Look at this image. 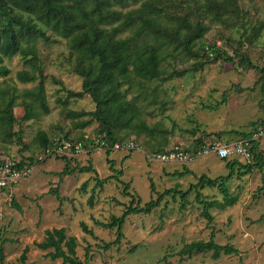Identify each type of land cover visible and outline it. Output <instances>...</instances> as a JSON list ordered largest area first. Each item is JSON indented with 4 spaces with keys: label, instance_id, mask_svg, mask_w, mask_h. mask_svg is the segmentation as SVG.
I'll return each instance as SVG.
<instances>
[{
    "label": "rangeland",
    "instance_id": "1",
    "mask_svg": "<svg viewBox=\"0 0 264 264\" xmlns=\"http://www.w3.org/2000/svg\"><path fill=\"white\" fill-rule=\"evenodd\" d=\"M147 1L151 0L128 1L119 9L122 13L142 10L143 3ZM170 1L175 3L177 0ZM237 3L238 11L225 13L222 19H211L198 13V9L190 13L208 25L200 42L210 43L214 39L227 42L228 52L233 51L231 63L218 59L194 67L191 59L178 53L177 57L168 58L164 65L166 72L187 69L182 76L164 82L153 80L145 85L148 93L144 103L147 106L143 108L142 116L148 124L156 122L165 128L159 141L165 149L174 144L190 145L191 140L197 137L228 144L236 140L238 132L250 130L251 123L262 116L264 0H237ZM36 47L42 71L47 76L44 88L48 111L42 114L31 107V117H22L24 112L18 106V94L21 89L34 86L36 80L18 82L15 73L28 67L22 64L18 55L4 57L1 65L8 72L0 77V108L7 101V94L16 95V105L12 109L16 121L10 130L20 129L25 145L18 143L14 136L3 142L0 133V159H19L30 152L32 155L38 153L37 145L32 143L36 131L43 130L51 133L52 137L63 135L52 127L54 124H59L61 131L67 130L71 139L101 136L96 132L95 123L79 130L72 128L67 118L59 116L61 103L56 101L55 88L59 91V86L63 85L72 91L80 89V79L71 71L70 60L66 56L64 39L52 35L46 44L37 40ZM239 57L262 67V72L240 64ZM67 102L66 107L72 110L92 108V102L86 95L79 99L69 98ZM216 132L220 135L217 136ZM119 135L125 140L133 139L142 151L95 148L88 146L87 142L69 166L89 165L92 171L74 169L71 174L61 175L58 173L64 161L50 157L41 161L30 177L19 181V188L28 187L29 191L14 192L12 197L0 189V221L6 228L0 240V264L17 262L25 245L28 246L26 262L62 264L60 259L52 260L44 255L49 249L40 250L32 245V241L43 238L45 229L53 227H63L66 235L75 237V254L80 259L85 246L89 247V264H264V189H259L264 186V168L251 170L240 177L233 174L227 182V190L235 201L224 209H207L209 220L202 216L201 205L196 202L193 192L187 195L183 205H180L182 202L178 196L174 199L164 197L151 212L126 216L123 237L118 245L106 250L96 247L97 243L112 240L114 231L95 225L94 220L107 222L111 215H119L129 200V196L122 194L120 182L128 183L127 192L143 203L155 197L149 191V181L158 192L168 187L184 191L200 174L215 177L227 172L223 161L208 154L185 164L189 173L181 177L172 176L170 172L181 171L182 165L145 159L144 153L155 148L152 141L146 144L144 137L136 138L125 131ZM258 144L264 153V134ZM106 176L110 177L105 182L96 183V179ZM114 176H118L117 179ZM55 187L62 197L60 202L47 192ZM199 192L202 197L221 200L216 188L204 187ZM7 217H10L9 221ZM80 221L96 239L81 230ZM210 236L216 243H230L239 252L220 254L217 258H213L210 252L190 257L177 255L184 243L207 240ZM163 255L165 260H162Z\"/></svg>",
    "mask_w": 264,
    "mask_h": 264
},
{
    "label": "trees",
    "instance_id": "2",
    "mask_svg": "<svg viewBox=\"0 0 264 264\" xmlns=\"http://www.w3.org/2000/svg\"><path fill=\"white\" fill-rule=\"evenodd\" d=\"M128 1L132 0H0V77L8 72L1 65L3 58L18 55L22 64L28 69L18 70L15 73L16 80L22 83L36 80L34 86L23 88L18 94L20 97L18 106L23 108L24 119L31 117V107L42 114L48 111L44 88L47 76L40 65L36 41L40 40L46 44L54 35L64 39L71 71L80 79L79 90L72 91L62 85V87L59 86V91L62 92L60 94L55 88L56 101L61 103L60 118H67L69 125L79 130L95 123L96 132L106 143L103 149H111L114 142L124 141L125 139H122L119 133L125 131L136 138L144 137L146 144L152 141L155 152L165 150L159 142L166 131L165 128L156 122L148 124L142 116L143 108L147 106L144 103L148 93L145 85L153 80L164 82L172 77L182 76L187 69L166 72L164 65L168 58L177 57L178 53H183L191 59L194 67H200L206 62L218 59L231 63L233 51L228 52L227 42L219 39L220 45L217 46L214 44L215 39L210 43L200 42L208 25L190 13L198 9V13L207 15L211 19H222L225 13H234L239 7L237 0H177L175 3L170 0H151L143 3L142 10L132 9L122 13L119 8ZM189 2L191 4L186 9L185 5L188 6ZM112 21L115 23L113 24ZM239 63L262 72V67L252 65L246 58L239 57ZM84 95L88 96L92 102L90 110H72L66 107L67 99H79ZM7 96V101L0 108L1 140L5 142L14 136L16 141L21 143L20 129L10 130L11 124L16 121L12 114V109L16 105L14 102L16 95L11 93ZM146 113L150 114V112ZM263 122L264 107L262 116L251 123L250 130L238 132L236 139H248L250 152L248 162L215 156L223 161L227 169L225 174L215 177L200 174L196 176V181L190 183L184 191L168 187L158 192L149 181V191L154 193L155 197H150L143 203H140L138 197L127 192L128 183L120 182L121 192L129 196V200L121 213L111 215L107 222L94 220L95 225L114 231L112 240L97 243L96 247L106 250L118 245L123 237L122 229L126 216L147 214L164 197L174 199L178 196L182 202L180 205H183L187 195L193 192L196 202L201 205L202 216L208 220L210 215L207 209H224L227 205H231L235 197L229 194L227 182L233 174L240 177L251 170L264 168V153L258 144L260 137L251 139V134ZM52 127L63 132V137L71 139L68 138L67 130L61 131L59 124H54ZM215 134L219 136L220 132ZM53 137L51 133L48 134L43 130L36 131L32 143L37 145L39 151L34 155L30 152L28 156H20V164H23L24 160H28L34 166L40 163L41 161L36 160V155L44 153V150L51 145ZM79 139L83 141L84 147L90 141L86 137ZM202 141L201 137L194 138L186 149L194 151ZM22 145L25 144L22 142ZM50 157L45 156L43 160ZM53 157L64 161L58 174H71L74 169L92 171L89 165L70 168L69 163L75 156L55 155ZM180 165L182 170L171 171L170 175L181 177L189 173L185 164ZM110 168L112 169V166ZM115 173L119 175L120 171ZM109 177L99 180L95 178L96 183L101 184ZM117 177L114 176L115 179ZM204 187L216 188L221 195V200L202 197L199 191ZM259 189L263 191L264 186ZM47 192L57 202L62 199L56 187L49 188ZM79 226L83 232L96 239L83 222L80 221ZM3 233L4 225L0 224V240ZM32 245L40 250L49 249L44 255L52 260L60 259L62 264H89V247L85 246L83 257L80 259L75 254V237L66 235L63 227L45 229L43 238L32 241ZM27 251L28 246L25 245L19 253L17 262L5 264H33L26 262ZM206 252H210L213 258H217L220 254H237L239 251L230 243H216L210 236L207 240H192L184 243L177 251V255L190 257ZM162 260H165V255L162 256Z\"/></svg>",
    "mask_w": 264,
    "mask_h": 264
},
{
    "label": "built area",
    "instance_id": "3",
    "mask_svg": "<svg viewBox=\"0 0 264 264\" xmlns=\"http://www.w3.org/2000/svg\"><path fill=\"white\" fill-rule=\"evenodd\" d=\"M214 44L220 45V40H215ZM207 49V48H205ZM209 55L211 53H208ZM264 134V122L258 129L251 134V139L258 138ZM88 146L95 148H104L106 143L102 136H96L89 139ZM83 141L81 139L72 140L63 136H55L44 153L36 155L37 161H42L45 156L66 155L77 156L83 150ZM187 145L174 144L163 151L144 153L147 161L160 163H176L188 164L201 156L208 154L214 155L218 158H235L240 161L248 162L250 159V152L248 150V139L240 138L228 144L219 143L215 140H203L198 144L194 151L187 150ZM111 149L131 151H142V147L138 145L133 139H126L122 142H114ZM34 169V165L30 164L28 160H24L20 164L19 159L4 158L0 159V189L8 193L12 191L14 186L21 180L27 178ZM1 224V221H0Z\"/></svg>",
    "mask_w": 264,
    "mask_h": 264
},
{
    "label": "crops",
    "instance_id": "4",
    "mask_svg": "<svg viewBox=\"0 0 264 264\" xmlns=\"http://www.w3.org/2000/svg\"><path fill=\"white\" fill-rule=\"evenodd\" d=\"M38 164H39V163H38ZM38 164H37V165H38ZM37 165L34 166V169L37 167ZM34 169H33V170H34ZM32 172H33V171H32ZM32 172H31V174H32ZM28 177H30V175H29ZM28 177H27V178H28ZM25 179H26V178H25ZM23 180H24V179H23ZM18 183H19V182H18ZM18 183L14 186V188L12 189V191H11L10 193L7 194L8 196L12 195V197H14V196H15V193H14V192H18V191H20L21 193H22V192H25V190H26V191H27V190L29 191L28 187H26L25 189H23V188H19L20 186H19ZM6 193H7V192H6ZM9 220H10V217H7V221H9ZM3 223H4V222H3ZM3 223H2V225H4ZM5 229H6V228H5V226H4V231H5Z\"/></svg>",
    "mask_w": 264,
    "mask_h": 264
}]
</instances>
